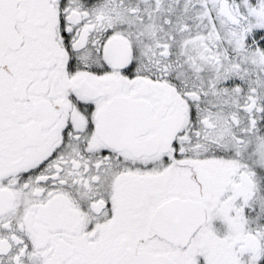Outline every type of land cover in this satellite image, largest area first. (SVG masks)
<instances>
[{
	"label": "snow or ice",
	"instance_id": "1",
	"mask_svg": "<svg viewBox=\"0 0 264 264\" xmlns=\"http://www.w3.org/2000/svg\"><path fill=\"white\" fill-rule=\"evenodd\" d=\"M0 264H264V0H0Z\"/></svg>",
	"mask_w": 264,
	"mask_h": 264
}]
</instances>
